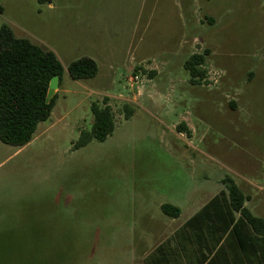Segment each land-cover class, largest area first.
<instances>
[{"label": "rangeland", "instance_id": "1", "mask_svg": "<svg viewBox=\"0 0 264 264\" xmlns=\"http://www.w3.org/2000/svg\"><path fill=\"white\" fill-rule=\"evenodd\" d=\"M0 7V25L52 50L65 71L33 140H0V264H140L148 235L138 231L166 218L161 203L179 206L183 190L205 179L217 188L231 177L242 189L264 179V0ZM206 50L207 79L191 85L185 63ZM85 56L98 75L75 81L67 67ZM105 98L115 131L75 149Z\"/></svg>", "mask_w": 264, "mask_h": 264}, {"label": "trees", "instance_id": "2", "mask_svg": "<svg viewBox=\"0 0 264 264\" xmlns=\"http://www.w3.org/2000/svg\"><path fill=\"white\" fill-rule=\"evenodd\" d=\"M41 5L51 4L52 0H37ZM3 8L0 7V14ZM208 50L203 54L192 55L185 63V69L190 75L191 85H200L207 79L205 69ZM69 76L75 80H87L98 75L97 62L88 56L79 58L67 67ZM64 67L56 54L47 48L34 44L31 40L17 38L7 24L0 25V140L4 144L14 147H24L34 138L40 123L46 122L54 109L58 92L49 104L46 97L51 79L59 77V89L62 86ZM105 98L102 104H92L93 125L91 131H82L75 149L88 144L104 142L116 128L113 108ZM123 113L126 120L131 119L134 108L125 104ZM179 133H186L191 137V130L185 123L176 127ZM224 184L228 193V201L224 203L219 197L212 200L198 215L186 224L193 227L199 221L210 220L211 210L217 205L228 215V226H250L258 234L264 235V220L255 217L244 206L246 197L234 181L226 177ZM163 213L171 218H177L180 210L170 204L162 206ZM240 217L237 219V214ZM198 221V222H197ZM212 224V223H211ZM2 264H7L2 262Z\"/></svg>", "mask_w": 264, "mask_h": 264}, {"label": "crops", "instance_id": "3", "mask_svg": "<svg viewBox=\"0 0 264 264\" xmlns=\"http://www.w3.org/2000/svg\"><path fill=\"white\" fill-rule=\"evenodd\" d=\"M224 179L218 180L217 188H211L209 179H205L207 185L200 183V186L185 188L179 206L174 202L161 203L162 216L166 218H159L153 229L150 226L138 231L148 237L146 248L136 250L135 259L140 264H264V235L250 226H228V215L219 205L209 215L212 224L199 221L193 227L186 226L215 198L219 197L223 203L228 201ZM244 182L245 190L234 181L246 197L244 206L252 215L264 220V179L261 183L252 179ZM165 204L177 207L180 215L177 218L166 216L162 211ZM236 216L238 219L240 214ZM138 227L140 225H135Z\"/></svg>", "mask_w": 264, "mask_h": 264}, {"label": "water", "instance_id": "4", "mask_svg": "<svg viewBox=\"0 0 264 264\" xmlns=\"http://www.w3.org/2000/svg\"><path fill=\"white\" fill-rule=\"evenodd\" d=\"M58 90H59V77L56 75L51 79L47 97H46V104H49L51 102V100L53 99L55 94L58 92Z\"/></svg>", "mask_w": 264, "mask_h": 264}]
</instances>
